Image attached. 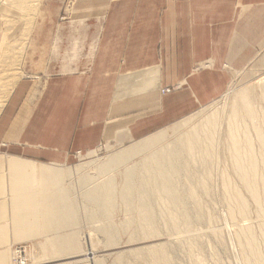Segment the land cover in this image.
I'll return each instance as SVG.
<instances>
[{
  "label": "rangeland",
  "instance_id": "obj_1",
  "mask_svg": "<svg viewBox=\"0 0 264 264\" xmlns=\"http://www.w3.org/2000/svg\"><path fill=\"white\" fill-rule=\"evenodd\" d=\"M18 1L19 4L26 5L25 0ZM28 1L35 16L42 7H49L55 12L60 9V22L70 21L71 10L78 6H105V0ZM135 1L140 7L147 6L148 2ZM151 1L154 2L152 6L160 19H165L167 15L169 20L171 13L172 22H176V31L173 30L170 36L168 35L167 42H164L165 33L162 34L163 47L160 50L164 53L161 74L168 77V70L176 66L179 75H183L190 66L185 63V59L187 56L190 58V55L194 60H191L193 72L200 73L219 66L229 77L225 90L227 92L208 105L200 107L185 117L186 119H180L152 133L153 136L164 134L165 140L157 147L139 151L126 161L116 159L126 150L142 146L153 137L152 134L134 139L116 131L110 133L109 129L106 137L92 150L69 151L62 157L36 158L35 153L23 155L22 158L35 162L39 168H51V171L47 169V173L45 171L44 174L38 175L47 183L42 192L38 189L42 204L37 205V208L42 210L38 219L43 234L33 231L31 239L27 241L20 240L14 234L16 214L12 206L16 198L28 199L37 191L17 195V190L12 191L6 185L0 187V228H9V233L4 235L10 237L8 246L11 249L17 247L25 248V251L30 250L29 264H120L118 254L127 252L129 244L132 243L135 249L127 254V264H155L146 249L147 239H162L172 264H244L241 254L238 253L239 245H236L237 230L226 213L232 201L225 198L232 197L236 190L249 204V220L258 233V245L264 260V241L259 236L258 229L259 214L233 169L226 120L233 117L236 118L234 124H247L253 144L254 162L261 174L264 149L258 144L254 127L263 130L264 139V0ZM2 2L25 15L24 11L11 4L10 0ZM173 14L176 15V21ZM73 22L84 24L85 21L73 19ZM98 23L104 25V15L98 17ZM77 51L78 48L75 49V55ZM175 55L178 63H169V58H174ZM168 81V78L159 79L156 84L162 97L185 87L184 81L176 85H169ZM120 91H116V100H121L117 94ZM133 93L136 94L131 96V99L143 97L137 95V89ZM244 95L253 99L252 106L257 113L256 118L241 116L239 100ZM129 107L126 118L130 117L131 124L139 116L145 115L144 111L138 113L137 105ZM121 122L115 119L111 130L120 126ZM213 123L216 127L211 134H207L211 137L209 141L206 129ZM186 137L194 140L191 146L186 145ZM165 151L176 155L178 164L188 167L184 168L186 174L169 175V178L173 179V187L182 196L188 213L187 217L175 216L182 223L179 231L174 229L169 213L155 199L164 194L159 193L153 185L146 187V191L142 192L148 174L147 165L155 166L153 156ZM0 153L7 155V162L1 163L3 170H6L12 166L13 160L4 148L0 149ZM57 172L62 174L58 176ZM193 174L206 177L208 183L207 193L197 191L201 209L191 203L183 193V189L190 182L189 177ZM225 179L230 183L228 186H224ZM259 179L261 180V176ZM139 191L146 193L143 196L147 198L146 203L155 219L153 234L144 233L138 212L136 214L135 209L128 210L125 207L131 201L132 204L141 202L138 200L140 198H137L138 195H134L136 198L133 199L130 194ZM201 210L206 212L204 218L199 214ZM177 211L179 215L181 210ZM33 216L34 213H31L28 220ZM219 233L224 236L221 237ZM72 244H75V250L70 251L67 247ZM9 264L17 263L11 257Z\"/></svg>",
  "mask_w": 264,
  "mask_h": 264
},
{
  "label": "crops",
  "instance_id": "obj_2",
  "mask_svg": "<svg viewBox=\"0 0 264 264\" xmlns=\"http://www.w3.org/2000/svg\"><path fill=\"white\" fill-rule=\"evenodd\" d=\"M25 1L23 6L10 0L23 15L0 0V149L13 160L3 170L7 155L0 153V187L17 190V195L37 191L28 199L16 198L12 206L14 234L27 241L33 231L43 234L37 205H42L38 189L43 191L44 178L38 175L49 167L39 168L23 155L62 157L69 151L92 150L110 131L144 138L226 93L229 77L219 66L193 72L190 55L183 75L176 66L168 70V77L161 74L162 34L167 42L176 22L171 13L169 20L167 15L160 19L151 0L145 7L135 0L78 6L68 22H60V9L42 7L35 16ZM102 15L104 25L98 23ZM169 63H178L176 55ZM167 78V84L184 81L185 87L162 97L156 84ZM136 89L141 99H131ZM117 90L121 100L115 99ZM130 105L145 112L132 124L126 118ZM115 119L123 123L111 130ZM7 232L9 228H0V264L10 263Z\"/></svg>",
  "mask_w": 264,
  "mask_h": 264
},
{
  "label": "bare ground",
  "instance_id": "obj_3",
  "mask_svg": "<svg viewBox=\"0 0 264 264\" xmlns=\"http://www.w3.org/2000/svg\"><path fill=\"white\" fill-rule=\"evenodd\" d=\"M252 100L253 99H251V97H249L248 95H244L240 98L239 107L242 113L241 116L246 115V117H250V118L257 117V113L252 106ZM226 120L228 123V132H229L228 146H229V150L231 151L233 169L238 177L239 182L245 188L247 194L250 197V200H252L253 204L256 207V210L259 214V219H258L259 236H261L262 240L264 241V158L262 159V169H261L262 171L261 174H259L258 165L254 162L253 144L249 131L247 130V124L246 123L234 124L236 118L233 117H228ZM215 127L216 124L214 123L213 125L212 124L208 125L206 129V136L207 134H211V132L215 129ZM254 132L259 146H261V148L264 149V139L262 137L263 130L254 127ZM164 140H165L164 134L155 135L149 138L146 142H144L142 146L135 149L126 150L124 153L120 154L116 160L126 161L128 159H131L139 151L141 150L146 151L154 147H157ZM208 140L210 141L211 137H208ZM193 142H194L193 139H191L190 137H186V145L191 146ZM153 157H154L153 161L155 162V166L151 167L150 165H147L148 174H147L146 182L144 184L145 190L143 189L142 192L146 191V187H151L153 185L157 188L159 193L164 194V196H160L159 198L156 197L155 199L157 200V202L162 204L165 210L169 213L170 218H172V224L174 226V229L179 231V227H182V223H180V220L175 218V216L187 217L188 213L186 212L182 196L178 194L176 188L173 187L172 185L173 179L172 178L170 179L169 175L172 174L180 175L184 173L186 174L184 168L187 169L188 167L186 166L184 167L181 164H178V157L176 155L171 154V152L169 151L157 153ZM49 170L51 171V168L50 169L48 168V171ZM61 174L57 172L58 176H60ZM259 176H261V180L259 179ZM189 178H190V182L183 189V193L188 197V200L191 203L198 205L201 209V206L198 204L199 198L197 196V191H202L205 193L208 192L209 188H208L207 179L206 177L200 175L198 176L196 174L191 175ZM229 184L230 183L227 181V179H225L224 186H228ZM46 186L47 183L44 180L43 188L45 189ZM225 191L227 192V190ZM142 192L139 191L137 193H130L133 195V196L131 195L133 199L136 198L134 197V195L136 196L138 195L137 198H140L138 200H141V202L132 204L131 201L125 207L128 208V210L129 209L131 210V208L135 209L134 213L136 214L138 212L137 215L139 216L138 218L140 219L141 227L144 228V233L152 232L153 234L154 232L153 225L155 224V219L154 217H152V211L150 210L149 205L146 203L147 198L145 199V196H143L146 195V193H142ZM233 193L234 194H232V197L225 198L228 199L229 201H232L231 204L228 205L226 209V213L229 221L234 225V227L237 230L235 238L237 240L236 245H239L238 248H240V252L238 253L241 254L243 260L242 262H244V264H264V260L258 245V233L253 228V225L249 220V212H250L249 204L240 196L237 190L234 191ZM179 209L181 210V212L178 215L177 210ZM203 211L201 210L199 214H201L200 216L204 218L206 212L204 213ZM218 235H220V233ZM223 236L224 235H222L221 237ZM83 238L85 237L83 236ZM188 239L189 237L187 238V241H189ZM161 241L163 240L147 239L146 245L148 246L146 247V249H148L152 257V260L154 261L155 264H172V259L170 258L167 252L166 244L164 241L163 242ZM133 246H135L133 243L129 244L130 248H128L127 252L123 251L122 253L118 254L117 259L120 260V264H127L125 262L127 259L125 258H127L126 257L127 254L129 255L133 251V249H135ZM67 248L68 250L73 251L75 250V244H72ZM24 249L22 250V252H20L19 248L13 247L10 251V258L13 257V260L14 259L18 260L20 258V262H18L17 264H29V260L31 258L30 257L31 252L30 250L25 251ZM19 254L21 255L19 256Z\"/></svg>",
  "mask_w": 264,
  "mask_h": 264
},
{
  "label": "built area",
  "instance_id": "obj_4",
  "mask_svg": "<svg viewBox=\"0 0 264 264\" xmlns=\"http://www.w3.org/2000/svg\"><path fill=\"white\" fill-rule=\"evenodd\" d=\"M22 250H23L22 248H19V251H20V252H22ZM20 255H21V254H19V256H20ZM14 260H15V259H14ZM15 261H16V263L20 262V258H19L18 260L16 259Z\"/></svg>",
  "mask_w": 264,
  "mask_h": 264
}]
</instances>
